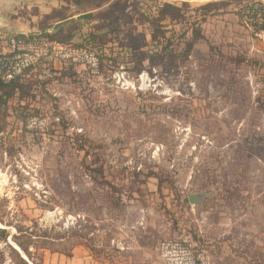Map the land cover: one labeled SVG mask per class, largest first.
I'll return each mask as SVG.
<instances>
[{
  "label": "rangeland",
  "instance_id": "obj_1",
  "mask_svg": "<svg viewBox=\"0 0 264 264\" xmlns=\"http://www.w3.org/2000/svg\"><path fill=\"white\" fill-rule=\"evenodd\" d=\"M76 1L19 0L0 33L40 35ZM130 2L52 30L97 66L44 59L1 106L0 264H163L175 241L264 264L263 0Z\"/></svg>",
  "mask_w": 264,
  "mask_h": 264
},
{
  "label": "built area",
  "instance_id": "obj_2",
  "mask_svg": "<svg viewBox=\"0 0 264 264\" xmlns=\"http://www.w3.org/2000/svg\"><path fill=\"white\" fill-rule=\"evenodd\" d=\"M20 35H1L0 40L6 41V46L2 52L3 56H9L0 75L5 84L11 83L16 78L22 76L30 68L39 66L44 59L55 57L65 64H85L88 59H92L97 66L98 60L90 51L83 47H73L59 41H51L43 35H37L33 39ZM2 50V49H1ZM2 60L0 59V62ZM160 258L163 264H208L202 255H195L191 245L186 242L175 241L163 243L159 249Z\"/></svg>",
  "mask_w": 264,
  "mask_h": 264
},
{
  "label": "trees",
  "instance_id": "obj_3",
  "mask_svg": "<svg viewBox=\"0 0 264 264\" xmlns=\"http://www.w3.org/2000/svg\"><path fill=\"white\" fill-rule=\"evenodd\" d=\"M89 1L90 0H77L76 4L73 5V7H70V13L67 15V17L61 18L59 20V22L55 24L54 27L46 28L43 31H41L40 34L49 38L51 41H59V42L64 43V44H71V41L74 39V36L68 35L63 40H60V39L56 38L57 36L54 33H52L53 32L52 30L58 29V35H61V33H65V29L69 28L70 25H73V24L78 22V21H76V22L74 21V20H77V19H75L77 17L79 19L83 18L84 20L92 19L95 16V15H93L95 10L106 9V12L109 14V13H112V11L116 7L117 3H119V2H122L124 4V6H127V9L131 4L130 0H98L97 2L89 5L88 4ZM114 4H115V6H114ZM165 9L170 10V11L172 10L171 13L166 12V15L164 17H167V16H172L173 12L177 8L174 7V5H172V4L165 3ZM152 13L153 12H150L149 15ZM145 15H148V14L145 13ZM263 18H264V16H263ZM257 31H258V33L264 32V24L261 27H258ZM159 33L164 35V33H161L160 31H159ZM34 37H35V35H32V36H30L29 39H33ZM96 37L97 36L91 35L90 40L96 39ZM158 37L159 36L156 35L155 32L152 33V44H155L157 42ZM19 38L25 39V36L20 35ZM144 42L145 43H144L143 47H141L142 49L148 47L146 39ZM78 47H83V48L87 49L88 51H92V49L88 46H84V45L80 46L79 45ZM140 49L137 52L141 51ZM192 49H193V44H189L187 52L190 54ZM156 52L157 53H155V52L151 53L150 57L146 58V59H145V56L143 55V57H142L143 61L148 60L152 64H156L158 62H163L167 56L166 55L167 53L163 54V53H159V51H156ZM7 57H9V56H3L2 51L0 50V59L2 60L0 62V71H1L2 67L8 63L5 60ZM141 68L142 67H138V69H141ZM37 74H39V66L26 70L22 76L16 78L15 80H13L9 84H5L1 78V75H0V114L2 111L1 106H3V104H7L8 101L11 98L15 97V95L17 93H20L21 91L23 92L26 88H28L31 84V81L33 80V77H34V79H38L39 75H37ZM2 129H3V127H1V123H0V131Z\"/></svg>",
  "mask_w": 264,
  "mask_h": 264
},
{
  "label": "crops",
  "instance_id": "obj_4",
  "mask_svg": "<svg viewBox=\"0 0 264 264\" xmlns=\"http://www.w3.org/2000/svg\"><path fill=\"white\" fill-rule=\"evenodd\" d=\"M19 0H0V31H8V17L13 14L14 9H16ZM264 2V0H263ZM256 37L263 39L264 41V32L256 33ZM90 262H86L89 264ZM92 264V263H90Z\"/></svg>",
  "mask_w": 264,
  "mask_h": 264
},
{
  "label": "water",
  "instance_id": "obj_5",
  "mask_svg": "<svg viewBox=\"0 0 264 264\" xmlns=\"http://www.w3.org/2000/svg\"><path fill=\"white\" fill-rule=\"evenodd\" d=\"M192 201V204H195L194 202H193V200H191Z\"/></svg>",
  "mask_w": 264,
  "mask_h": 264
}]
</instances>
